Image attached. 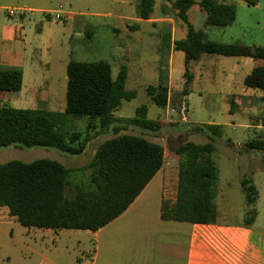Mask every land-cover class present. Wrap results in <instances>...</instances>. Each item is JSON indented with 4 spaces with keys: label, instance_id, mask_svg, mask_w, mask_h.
I'll use <instances>...</instances> for the list:
<instances>
[{
    "label": "trees",
    "instance_id": "1",
    "mask_svg": "<svg viewBox=\"0 0 264 264\" xmlns=\"http://www.w3.org/2000/svg\"><path fill=\"white\" fill-rule=\"evenodd\" d=\"M155 2L138 0V16L150 18ZM256 2L249 0L251 5ZM194 3V0L173 1L177 16L187 25L186 36L174 42V49L185 54V74L189 73L190 62L202 54L264 58V48L244 50L234 44L211 40L204 30L195 29L188 14ZM199 4L207 14L208 26L226 27L236 19L232 4L219 0H200ZM67 76L63 111L14 108L0 103V148L44 147L64 155H80L97 135L105 139L96 147L91 161L82 167L71 168L50 158L0 162V207H7L9 215L25 227L97 231L124 213L162 168L164 146L144 135L159 130L161 122L148 118L147 105L138 107L133 117L115 115L124 100L135 96L134 91L126 88L127 66H122L114 78L112 67L105 60H71ZM167 81L147 87L148 96L159 107H166L169 102ZM22 84L21 69L0 68V91L17 92ZM245 84L264 90V64L251 68ZM77 119L87 120L89 129H75ZM94 127L97 130L92 134ZM128 128L138 129L140 133L123 132ZM194 129L206 133L209 141L203 144L186 141L176 147L177 199L172 206L163 205L162 218L213 223L218 215L215 197L219 170L211 156L217 149L215 142L222 137V125L199 123ZM226 142L234 145L231 139ZM245 147L264 150V140L253 139ZM86 169L90 170L92 186L85 188L76 184L70 193L73 173ZM242 186L247 201L254 204L258 197L256 186L246 177L242 179ZM254 213L253 210L251 221Z\"/></svg>",
    "mask_w": 264,
    "mask_h": 264
},
{
    "label": "rangeland",
    "instance_id": "2",
    "mask_svg": "<svg viewBox=\"0 0 264 264\" xmlns=\"http://www.w3.org/2000/svg\"><path fill=\"white\" fill-rule=\"evenodd\" d=\"M130 1L132 0H0V6L42 7L50 9L47 12L62 10L70 14L74 11L88 13L112 11L115 14L119 10H126L131 15L134 8ZM173 1L156 0L155 2L151 17L165 19V23L156 21L154 25H141L139 30H133L136 36L145 34L142 42L129 45L130 42L127 43L123 35L113 37L109 28L106 27L85 36L78 31L80 29L78 25L69 44V53L72 54V60L109 62L114 78L122 66L128 67L131 76L127 80L126 88L134 91L135 96L131 100L122 102L116 111L117 115L133 117L138 107L147 105L148 118L159 120L161 127L159 130L145 132L144 135L164 146L167 162H171L174 158L175 164L177 163L176 158L179 157L175 149L180 144L186 141L201 144L209 141L207 134L195 130L194 125L199 123L222 125V137L215 142L217 149L211 156L219 170L217 181L219 193L216 205L225 220L235 223L242 220L244 212L256 208L259 212V222L262 224L264 223V150L246 149L245 143L259 138L257 132L260 130L256 129L252 123L264 124V116H258L264 112V103L260 101L253 111L242 110V106H237L235 111H231L232 105H235L234 97L253 95L251 97L255 101L259 99L258 97L264 96V90L245 85V76L254 66V62L236 61L237 59L252 60L244 55L231 57L205 54L207 67H202L201 75L195 72L197 76L192 80L190 71L185 74L184 52L176 50L174 55H171L173 41L170 43L169 37L172 30L175 29L176 40L181 39L185 32L187 33V25L177 16ZM194 1L188 13L189 21L195 29L204 30L209 39L234 44L244 50L264 48V0H257L254 5L249 4V0H219L232 4L236 8L235 21L226 27L206 25L207 14L199 4L200 0ZM0 16L1 19L6 16L13 21L19 18L9 17L5 13ZM97 18L105 22L115 21L108 16ZM22 21L25 26L26 40L37 46L41 45L43 38L60 44L71 31V22L66 21L64 17L62 19L52 17L46 34L45 32L41 34L37 30L34 17ZM113 38L116 42L114 45ZM83 39L88 42H82ZM172 64L173 90L169 104L166 107H159L151 101L147 94V87L166 83ZM190 70H195L194 64L190 66ZM50 94L52 100L47 101L44 106L37 107L33 101L14 99L7 100L6 105L14 108H47L63 111L66 102L65 98L63 101L60 100V91H52ZM184 101L185 104H183ZM84 119H80L79 124L76 123L75 129L83 131L89 129L88 121ZM96 130L97 128L94 127L91 133L95 134ZM123 132L140 133L135 128H128ZM261 138L264 139V136ZM227 139H231L234 145L227 144ZM90 152L81 159L80 157L76 159L78 162H74L56 149L10 146L0 148V162L13 159L30 162L40 158H50L78 167L88 164L93 154L92 151ZM245 177L251 179L257 186L259 196L256 204H250L247 201L241 184V180ZM71 181L70 193L74 192L76 184L90 188L92 186L90 170L74 172ZM150 210L153 211V208ZM40 230L46 231L21 225L9 215L7 207H0V264H83L90 257L87 256L86 251L94 249V239L86 230L60 229L53 231L51 238H39ZM82 249L85 253H81Z\"/></svg>",
    "mask_w": 264,
    "mask_h": 264
},
{
    "label": "crops",
    "instance_id": "3",
    "mask_svg": "<svg viewBox=\"0 0 264 264\" xmlns=\"http://www.w3.org/2000/svg\"><path fill=\"white\" fill-rule=\"evenodd\" d=\"M129 3L134 8L131 15L126 10H119L115 14L112 11L108 13L74 11L66 18V21L71 22L70 34L60 44L43 38L41 45L37 46L26 40L25 26L21 20H30L34 17L37 30L41 34L44 32L46 34L52 18L47 12L50 10L48 8L29 7L31 10L26 16L16 18L14 21L6 16L3 19L0 18V68L21 69L23 71L22 88L17 92L0 91V103L6 105L7 100L11 99L18 101L29 100L35 102L34 104L37 107L44 106L47 101L52 100V95L50 94L52 91H60V100L63 101L65 98L66 102L67 65L73 58L72 54L69 53V44L78 25L80 26L78 31L85 36L101 30L102 27L109 28L113 37L123 35L127 39V43L130 42L129 45H131L132 43L142 42L145 35L142 33L143 36H136L133 30H139L141 25H154L153 23L156 21H166L165 19L152 17L148 19L140 18L136 9L138 0H132ZM107 16L111 20L115 19V21L105 22L97 18H107ZM150 34L153 35L152 32ZM174 34L175 29L171 33L173 45L176 41ZM184 36H186V32L181 39ZM82 42L87 43L88 40L83 39ZM115 43L113 38L112 44L114 45ZM173 45L172 56L176 51ZM231 57H243V55ZM245 57H249L252 60H235L237 62L243 61L244 63L253 61L254 66L264 64V58ZM193 64L196 71L190 70V66ZM172 66L173 64L167 79L169 99L173 90ZM203 66L207 67L205 54H202L199 59L190 62L189 71L192 80L197 76L195 72L201 75L200 71ZM130 76V70L128 69V79ZM58 85L60 86L58 87ZM251 96L253 95L234 97L235 105H232L231 110L235 111L237 106H242V110L253 111L257 108L260 101L264 103V96L258 97L259 99H255V101L252 100ZM184 99H186L185 95ZM183 104H185V101ZM115 115L118 116L117 112H115ZM258 116H264V112ZM118 117H121V115ZM79 121L80 119H77L78 124ZM252 124L255 125L256 129L260 130V132H257L258 139L264 140L261 138V136H264V124ZM104 139L105 136L99 137L97 135L89 142L82 154L65 155L64 157H69L72 161L78 162L76 159L79 157L81 159L92 151V159L96 147ZM176 159V164L174 158H172L171 162H167L165 154V162L162 168L124 213L97 231L86 230L87 233H91L90 235L94 239V249L86 251L87 256L90 257L84 263L264 264V223L260 224L258 219L259 212L256 208L244 212V217L238 223L225 220L218 207L217 220L213 223H191L164 220L162 218L163 205L172 206L177 199L179 170L178 158ZM63 161L65 162L64 159ZM67 166L77 168L68 164ZM252 184L254 183L252 182ZM156 191L157 193H155ZM218 193L219 191L216 193L215 203ZM151 203L153 205H150ZM151 208H153V211L150 210ZM253 210L255 211L254 219L251 221L250 215H252ZM128 221L129 223H127ZM45 230H40L39 238H51V233L58 231L53 229ZM81 251V253H85L84 249ZM82 258L84 259V256Z\"/></svg>",
    "mask_w": 264,
    "mask_h": 264
},
{
    "label": "built area",
    "instance_id": "4",
    "mask_svg": "<svg viewBox=\"0 0 264 264\" xmlns=\"http://www.w3.org/2000/svg\"><path fill=\"white\" fill-rule=\"evenodd\" d=\"M30 8L24 7V6H0V15L2 13H5L9 17H23L30 12ZM55 13V16L53 14ZM48 14L51 15V17H55L56 19H62L68 18L70 16L69 12L62 11V10H57V11H49ZM84 264H89V263H84Z\"/></svg>",
    "mask_w": 264,
    "mask_h": 264
}]
</instances>
